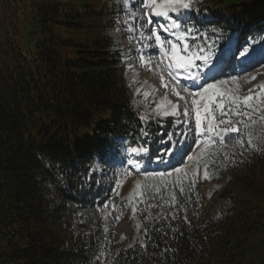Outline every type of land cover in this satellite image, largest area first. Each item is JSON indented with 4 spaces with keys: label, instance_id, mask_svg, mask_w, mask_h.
I'll return each instance as SVG.
<instances>
[{
    "label": "trees",
    "instance_id": "obj_1",
    "mask_svg": "<svg viewBox=\"0 0 264 264\" xmlns=\"http://www.w3.org/2000/svg\"><path fill=\"white\" fill-rule=\"evenodd\" d=\"M193 7L202 31L261 38L264 0ZM132 11V0H0V264H264V104L241 101L237 115L224 99V116L212 106L217 121H247V111L257 121L251 144L197 147L193 119L158 115L166 102L134 74L131 60L143 68L156 48L139 50L146 30ZM205 16L213 23H201ZM113 115L116 136L147 147L151 166L175 146L194 157L195 173L184 160L154 171L172 173L165 177H136L125 166L98 172L80 151ZM197 180L211 185L208 214ZM126 215L131 236L115 231Z\"/></svg>",
    "mask_w": 264,
    "mask_h": 264
},
{
    "label": "snow or ice",
    "instance_id": "obj_2",
    "mask_svg": "<svg viewBox=\"0 0 264 264\" xmlns=\"http://www.w3.org/2000/svg\"><path fill=\"white\" fill-rule=\"evenodd\" d=\"M122 3L127 6L129 0H122ZM132 4L135 11L128 12L127 14L133 18H143L144 23L141 24V28L146 30V32L141 31L139 34L142 41L139 50L150 52L153 45L156 48V52L151 53L144 60L145 64L150 66L152 63L151 56L154 55L157 58L156 69L161 73V81L164 80L163 73L166 71L172 84V93L179 96L181 100H184L185 104L190 99L195 114V121L194 127L189 128L188 134L194 135L197 140V147H200L201 144L205 148L209 146L215 147L219 143L221 148H223L227 146L229 140L234 141L233 147L236 145L243 147L245 138L251 144L253 126L257 121L253 120L247 111L243 112V116L248 118L247 121L243 119L237 122H233L230 119L217 121L213 115L214 109L212 106L215 104L221 110V116H224L225 105L222 101L227 97L231 104L236 105V114H240V98L228 96L226 92L222 91L220 86L227 84L228 80H218V77L223 75V68L221 66L225 68L231 67L233 66V61H236L241 67L251 64L254 59L253 54L257 51L254 45L258 41L253 38L247 46L241 48L238 42L234 44L231 37L216 27H213L210 31L207 29L202 31L194 22L193 13L198 16L199 10L193 7V0H132ZM150 12L151 14H149ZM137 13H139V16H137ZM153 17L162 18L164 23H160L159 20L153 23ZM201 23L212 24L213 21L208 20L207 16H205ZM161 32L165 34L163 37L160 34ZM221 41L224 42L223 45H221ZM259 50L264 52V43L259 45ZM142 59L144 58L142 57ZM165 60H167V64L162 67ZM149 70H151V67H149ZM181 80L190 81V87L195 90L190 92L189 86L184 85L183 91L188 93V97L180 96L176 90V86L181 83ZM147 95L145 93V96ZM217 99L221 102L216 103ZM251 99V96L244 98L243 105L247 106L248 101ZM162 105L163 101L160 105H157L158 115L165 117L170 114L175 115L177 105H172L173 111L171 113L168 110L160 111ZM201 109L204 113L203 117ZM228 111L231 112V106H229ZM184 116H190L188 107L184 108ZM260 120H264V116H261ZM248 121H251V123ZM187 122L186 120L185 123ZM143 134L147 135L146 132ZM176 143L179 144V141ZM109 147L111 146L107 143L98 147L96 155L100 159H104ZM176 150L175 146L166 147L164 154L171 156L175 154ZM129 151L133 154L139 152L149 153L147 147L140 149L132 147ZM193 158V156L187 157L188 160H192ZM225 159H228L227 153H225ZM149 160L151 162L150 156ZM155 162L166 163L163 155L158 156ZM126 163L129 169L140 172L144 175L145 179L156 176L165 177L172 174L168 171H148L147 167L141 169V165L133 159H128ZM92 171V169H89L90 174ZM173 171L175 173H183L184 168L173 166ZM205 178H209L207 165L205 166ZM194 183L195 181H193ZM136 187H140L139 182H137ZM181 191H183V188H181ZM105 207H107V204H105Z\"/></svg>",
    "mask_w": 264,
    "mask_h": 264
},
{
    "label": "rangeland",
    "instance_id": "obj_3",
    "mask_svg": "<svg viewBox=\"0 0 264 264\" xmlns=\"http://www.w3.org/2000/svg\"><path fill=\"white\" fill-rule=\"evenodd\" d=\"M149 14H151V12ZM158 20L160 23H163V21H164L162 18L153 17V22L155 21V23H156ZM161 35L163 37L165 34L163 32H161ZM237 37H241V35L237 36ZM237 37H235V34H234V36L232 37L233 43L235 44L238 42L239 44H241L242 39L238 40ZM249 41L250 40L242 42L240 47L243 48V47L247 46ZM261 43H264V39L261 41ZM250 51H251V49H250ZM253 55H257V51ZM142 57L144 58V59H141V62L144 65L143 68H140V67L138 68L137 64L135 66L136 69L134 68V74L136 75L137 80L140 83V85L147 90L153 91V93H155V97L164 100L166 102V104H165L166 108L168 110H170L171 112L173 111L172 105L173 104L177 105L176 112H175L176 115L174 117H177L178 116L177 114H179L180 112H183L185 107H188L189 112H190L189 117H191L193 119V122H194L195 121V114H194V110L192 109L190 99L188 100V103L185 104L184 100H181L179 96L172 93V91H171L172 84L170 82V78L167 76L166 71H164V73H163L164 80L161 81V78H160L161 73L156 69V59L157 58L154 55L151 56L152 63L150 66L146 65L144 62V60L147 59L148 56L143 55ZM238 59H239V57H238ZM131 62H132V64L135 63L134 60ZM197 63H199V62H197ZM166 64H167V60L164 61V65H162V67H164ZM237 66H238V63L236 61H233V66H231V67L225 68V67L221 66L223 68V75H220L218 77V80H228L227 84H223L220 86L221 90L226 92L228 94V96L239 97L240 101H243L244 98L251 96L252 102H255L257 104H261V103L264 104V54H263V56L260 55L258 62L253 67L247 69L246 71H244L242 73H240L237 70V68H236ZM149 67H151V70H149ZM233 78H235V79H233ZM209 82H212V81H209ZM184 85L189 86L190 92L195 91L194 89H192L190 87L191 82L187 81V80H181V83L176 86V90L179 92L180 96L188 97V93L183 91ZM165 97H166V99H165ZM197 99H199V98L197 97ZM225 99H228V98L225 97ZM218 100L219 99H217V101ZM169 102H171V103H169ZM228 102H230V100ZM213 106H215V104ZM201 113H202V117H203L204 113H203L202 109H201ZM103 121H105V119ZM92 131L93 130H90L89 133H91ZM98 137H100V136L96 135V136H92L91 138L94 139V138H98ZM130 148H132V147H130ZM147 154L143 153V152H139L137 154L132 155V159L137 161L141 165V169L144 168V167H142V163H145L147 161ZM166 156H169V155H166ZM137 157H140L141 159L138 160ZM182 160H184V167L186 169H188L191 173L194 174L195 171H194V168H192L193 166L191 165L190 161L187 159V157L183 158L182 156H180V154H174L171 158V161L169 163H167L166 165H160V166H157L156 168H152L150 170L159 171L161 169H165V168L169 167L171 165L172 161L173 162L174 161L179 162ZM94 163H95V161H94ZM127 167H129V166L127 165ZM102 170H103L102 166H99L98 172L101 173ZM130 171H132V170H130ZM132 172L134 173V175L136 177L139 176V174H141L140 172H137V171H132ZM197 181H198L199 185L201 184V190H206L207 188L210 187V184H208V183H205V182L199 181V180H197ZM130 182H132V181H129L128 183H130ZM128 183H126V184L128 185ZM206 203H208L207 197H206ZM206 206L207 207L205 208V212L208 214L209 203ZM117 223L118 224L115 227V231L118 235L131 236V234H133V232L130 228V223H128L127 217H124L123 219H121Z\"/></svg>",
    "mask_w": 264,
    "mask_h": 264
},
{
    "label": "built area",
    "instance_id": "obj_4",
    "mask_svg": "<svg viewBox=\"0 0 264 264\" xmlns=\"http://www.w3.org/2000/svg\"><path fill=\"white\" fill-rule=\"evenodd\" d=\"M116 117H113V119L107 118L105 121H103L96 129V132L94 134L99 135L100 137L97 138V144H100V146H103L105 143L109 144H116L118 145V142L113 139V133L115 130V122H117ZM111 137L112 139L109 140V142H105V139ZM105 142V143H102ZM110 144V145H111ZM119 147V146H118ZM119 149V148H118ZM116 149V150H118ZM120 157V153H117V158ZM205 190H201V184L198 185V196L200 201V207L205 209L207 206L205 196L203 194Z\"/></svg>",
    "mask_w": 264,
    "mask_h": 264
},
{
    "label": "clouds",
    "instance_id": "obj_5",
    "mask_svg": "<svg viewBox=\"0 0 264 264\" xmlns=\"http://www.w3.org/2000/svg\"><path fill=\"white\" fill-rule=\"evenodd\" d=\"M113 117H116L117 118V116H115V115H113V116H107V118H110V119H113ZM106 117L105 118H103L101 121L103 122V120L105 119H107ZM101 122V123H102ZM115 129H116V127H115ZM109 139L111 138V137H108ZM113 139L115 140V141H117L118 142V145H117V148H115V152H114V150H112V153H109L108 155H109V157H111V158H114V156H116L117 155V153H120L121 155H124L125 153H124V147H123V145L121 144V141H122V139L121 138H119V137H117V136H113ZM123 141L124 142H126V139H123ZM121 144V145H120ZM93 145H95V144H88V147H90V146H93ZM97 145H100V144H97ZM113 145V144H112ZM116 145V144H115ZM126 145V144H125ZM119 146V147H118ZM128 146V145H127ZM110 149L112 148V147H109ZM119 148V149H118ZM128 148V147H127ZM95 150H96V148H94ZM113 149V148H112ZM116 149H118V150H116ZM108 150V149H107ZM107 154V153H106ZM80 155L82 156V158L84 157V158H87V157H90L91 155H87V154H85L84 152L82 153H80ZM105 157H106V155H105ZM110 159V158H109ZM107 161H109L110 162V160H107ZM108 162V163H109ZM107 163V162H106ZM100 166H102V168H104L105 166L104 165H100ZM97 168V170H98V168H99V166H97L96 167ZM103 171H105L104 169L101 171V173H103L104 174V172ZM125 217H127V215L125 216Z\"/></svg>",
    "mask_w": 264,
    "mask_h": 264
},
{
    "label": "bare ground",
    "instance_id": "obj_6",
    "mask_svg": "<svg viewBox=\"0 0 264 264\" xmlns=\"http://www.w3.org/2000/svg\"><path fill=\"white\" fill-rule=\"evenodd\" d=\"M248 64H246V65H244V66H247ZM248 67V66H247ZM247 69V68H246ZM98 147H100V146H98L97 144H95V145H93V146H90V150L92 151L94 148H98ZM110 152H111V150H110ZM130 153V151H129V149L127 148V154H129ZM109 158H111V157H109V155L108 154H106V157H104V160H105V162H109V161H107V160H110ZM263 237V236H262ZM244 260V259H243ZM254 260V259H253ZM260 260V259H259Z\"/></svg>",
    "mask_w": 264,
    "mask_h": 264
}]
</instances>
